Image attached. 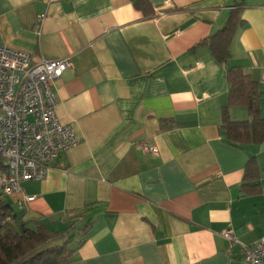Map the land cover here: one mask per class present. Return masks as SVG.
Wrapping results in <instances>:
<instances>
[{
  "label": "crops",
  "instance_id": "0c3cea01",
  "mask_svg": "<svg viewBox=\"0 0 264 264\" xmlns=\"http://www.w3.org/2000/svg\"><path fill=\"white\" fill-rule=\"evenodd\" d=\"M149 1L152 17L131 0H0V46L71 58L53 90L79 138L4 201L22 213L34 196L28 220L55 233L91 221L67 264H242L224 232L247 246L264 237V139L230 140L224 108L239 67L260 86L264 118V0ZM232 18L226 65L200 44ZM229 115L252 119L244 106Z\"/></svg>",
  "mask_w": 264,
  "mask_h": 264
},
{
  "label": "built area",
  "instance_id": "2783aa9c",
  "mask_svg": "<svg viewBox=\"0 0 264 264\" xmlns=\"http://www.w3.org/2000/svg\"><path fill=\"white\" fill-rule=\"evenodd\" d=\"M42 22L36 27L38 36ZM73 70L71 58L33 62L26 51L0 46V156L6 165L0 173L1 198L23 194V183L44 180L51 162L79 143L73 128L57 118L53 90L63 74ZM141 149L158 154V148L149 143L141 144ZM35 200L23 195L19 202L26 222ZM224 237L241 246L242 264H264V237L251 246L242 244L233 230L225 231Z\"/></svg>",
  "mask_w": 264,
  "mask_h": 264
},
{
  "label": "trees",
  "instance_id": "16d2710c",
  "mask_svg": "<svg viewBox=\"0 0 264 264\" xmlns=\"http://www.w3.org/2000/svg\"><path fill=\"white\" fill-rule=\"evenodd\" d=\"M131 2L146 17L154 15L149 0H131ZM237 29L238 22L232 18L222 30L200 45H208L217 62L227 65L231 57L230 46ZM228 80L231 89L228 104L224 108V129L228 137L241 144L247 143L250 139L257 143L262 142L264 118L261 109L255 104V100L260 95L259 84L239 67H229ZM237 106L248 107L252 111V119L246 122H232L229 109ZM255 169L257 167L251 163L247 167L248 172ZM5 170L4 159L0 156V173ZM91 228V221H88L78 229L69 226L60 233L52 232L40 222L24 221L22 213L14 212L4 198L0 197V264H67L70 254L75 253L84 243L83 240L78 241L77 247L72 249L75 237H85ZM62 241L61 247L52 246V243Z\"/></svg>",
  "mask_w": 264,
  "mask_h": 264
},
{
  "label": "rangeland",
  "instance_id": "374dc122",
  "mask_svg": "<svg viewBox=\"0 0 264 264\" xmlns=\"http://www.w3.org/2000/svg\"><path fill=\"white\" fill-rule=\"evenodd\" d=\"M13 195H15V194H13ZM17 195H21V194H17ZM12 196V195H11ZM28 222H30V221H28ZM62 243H63V241L62 242H56V243H52V246H59V247H61V245H62ZM73 245H75V242L72 244V246ZM52 246H49V248H55V247H52Z\"/></svg>",
  "mask_w": 264,
  "mask_h": 264
}]
</instances>
